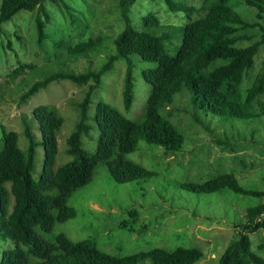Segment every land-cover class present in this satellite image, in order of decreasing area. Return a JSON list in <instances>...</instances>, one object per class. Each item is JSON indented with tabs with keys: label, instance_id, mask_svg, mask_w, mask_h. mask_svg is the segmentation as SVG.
I'll use <instances>...</instances> for the list:
<instances>
[{
	"label": "rangeland",
	"instance_id": "374dc122",
	"mask_svg": "<svg viewBox=\"0 0 264 264\" xmlns=\"http://www.w3.org/2000/svg\"><path fill=\"white\" fill-rule=\"evenodd\" d=\"M64 1L69 4L70 10L60 2L46 1L51 21L46 29L48 38L42 45L38 44L36 11L22 10L0 25V138L4 129L16 131L19 145L26 151L28 140L23 134L21 116L33 125L38 140L32 171L35 181L40 179L43 172L45 148L33 117L34 108L53 105L65 119L58 134L56 166L62 165L72 159L66 152L67 139L76 129L80 119L78 105L88 87L70 80L54 81L18 107L21 95L37 80L54 72L81 73L89 68L99 69L107 57L116 52L113 41L124 28L119 0ZM176 1L191 3L197 8L204 2ZM234 5L244 19L256 25L241 31L248 37L241 44L249 45L261 40L264 36V17L259 18L257 9L248 6L244 0H234ZM150 13L167 24L164 29L159 31L156 26L144 27L143 18ZM130 18L134 25L142 26L149 32L171 33L175 36L174 44L167 41L166 48L172 55L177 53L182 26L188 21L187 15L170 12L166 0H138L131 7ZM90 37L103 39L91 54L70 52L72 45ZM131 59L134 62L135 92L132 106L130 109L124 106L127 62L121 58L103 76L102 84L93 93L88 108L89 123L93 126L99 101L113 105L134 121L144 120L152 86L145 81L142 73L155 68L157 63L145 61L136 54L131 55ZM263 60L264 44L240 86L243 99ZM24 64L31 65V68L21 71L17 78L1 81L18 65ZM221 64L223 61H217L209 70ZM259 99L264 101V94ZM169 112V119L185 137L183 149L168 154L164 147L141 139L137 150L126 155L127 159L154 171L156 176L120 184L112 178L105 164L99 165L93 181L70 197L69 205L76 210V216L57 224L52 233L44 236L52 241L56 234L64 232L75 241L92 239L100 249L117 256L148 251L154 247L167 250L196 247L203 251L204 257L195 264H219L225 248L237 236L234 223L244 220V208L264 202V197L239 194L230 189L211 194L194 193L181 188L179 184L203 183L221 174L233 173L244 187L264 189V116L234 119L214 115L202 108H195L190 91L186 88L162 109L165 117ZM98 136L96 128L89 136H83V147L88 154L96 151ZM216 138L226 139L228 146L219 144ZM131 211H137L138 217H131ZM250 237L253 248L257 249L264 234L258 231L250 234ZM14 247L13 240L0 235V262L3 253ZM258 252L264 255L263 251ZM139 264H153V261L147 259Z\"/></svg>",
	"mask_w": 264,
	"mask_h": 264
},
{
	"label": "trees",
	"instance_id": "16d2710c",
	"mask_svg": "<svg viewBox=\"0 0 264 264\" xmlns=\"http://www.w3.org/2000/svg\"><path fill=\"white\" fill-rule=\"evenodd\" d=\"M46 1L2 0L0 25L22 10L36 11L35 27L38 44L42 45L48 38L46 29L51 21ZM54 1L70 10L64 0ZM137 1L119 0L124 28L114 38L116 52L109 55L99 69L89 68L81 73L54 72L37 80L21 95L18 107L54 81L70 80L88 87L78 105L80 119L76 129L67 139L66 152L72 159L62 165L56 166L58 134L65 119L53 105L34 108L33 117L45 148L44 168L38 181L32 174L38 146L33 125L21 116L23 134L28 140L26 151L21 149L16 131H3L0 138V235L13 240L15 247L3 253L0 264H139L147 259H151L153 264H195L204 257L203 251L196 247H178L174 250L154 247L148 251L117 256L100 249L92 239L75 241L64 232L56 234L52 241L44 236L52 233L57 224L76 216V210L69 205L70 197L93 181L99 165L105 164L117 183H129L156 176L154 171L126 158L127 154L137 150L141 139L164 147L168 154L183 149L184 135L169 119L171 112L165 117L162 109L185 88L190 91L195 108H202L214 115L234 119L264 116V101L259 99L264 94V60L247 89L245 99L240 92L244 76L254 66L255 57L264 44V36L249 45L241 44L248 39L241 31L256 25L242 17L235 9L234 0H204L200 8L191 3L166 0L170 12L184 13L188 18L182 26L181 43L175 55L166 48L167 41L174 44L175 36L169 32L157 34L144 29L146 26H156L159 31L165 28L167 24H163L157 15L150 13L145 16L144 27L133 24L130 12ZM244 1L257 9L259 18L264 17V0ZM181 18L185 21L184 17ZM102 41V37H90L72 45L69 50L72 53L91 54ZM133 54L157 63L155 68L142 73L145 81L152 86L144 120L134 121L113 105L99 101L93 126L88 116L93 93L102 84L103 76L121 58L127 62L124 106L126 109L132 106L135 96ZM217 61H223V64L209 70ZM29 67L31 65H18L1 81L17 78L21 71ZM93 128L99 132L98 145L94 153L88 154L82 138L89 136ZM216 140L219 144H229L226 139ZM179 185L194 193L211 194L230 189L239 194L264 197V189L244 187L233 173H224L203 183L182 182ZM243 213L244 220L234 223L237 236L225 248L219 264H264V255L258 252H264V239L254 249L250 237V234L258 231L264 234V202L244 208ZM130 215L137 218L138 212L131 211Z\"/></svg>",
	"mask_w": 264,
	"mask_h": 264
}]
</instances>
